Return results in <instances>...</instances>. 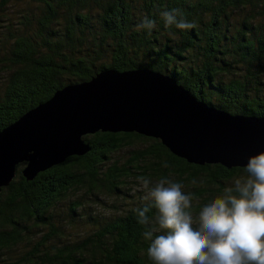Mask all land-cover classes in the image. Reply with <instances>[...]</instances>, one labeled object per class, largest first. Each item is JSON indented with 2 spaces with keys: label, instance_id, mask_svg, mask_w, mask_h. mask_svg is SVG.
Wrapping results in <instances>:
<instances>
[{
  "label": "trees",
  "instance_id": "16d2710c",
  "mask_svg": "<svg viewBox=\"0 0 264 264\" xmlns=\"http://www.w3.org/2000/svg\"><path fill=\"white\" fill-rule=\"evenodd\" d=\"M29 1L37 13L22 14L19 28L8 32L11 41L3 61L10 72L0 93V131L57 90L107 69L160 72L211 107L264 117V0ZM12 3L0 0V12ZM173 10L177 21L193 27H166L162 13ZM144 17L155 27L137 30ZM84 140L91 147L87 154L71 156L32 180L22 174L21 163L2 188L0 264H154L147 255L150 241L143 236L157 227L152 201L139 199L103 221L89 216L99 225L84 240L56 243L62 235L55 220L58 203L81 187L91 193L106 187L115 195L133 197L125 186L140 175L182 184L192 197L185 211L195 220L205 204L223 197L235 178L246 175L245 167L189 163L160 139L136 132L99 131ZM135 140L149 145L133 151L123 165L111 158ZM79 206H70L71 220L79 215ZM145 206L150 209L148 225L139 223L136 211ZM38 228L49 231L30 244Z\"/></svg>",
  "mask_w": 264,
  "mask_h": 264
},
{
  "label": "water",
  "instance_id": "95a60500",
  "mask_svg": "<svg viewBox=\"0 0 264 264\" xmlns=\"http://www.w3.org/2000/svg\"><path fill=\"white\" fill-rule=\"evenodd\" d=\"M158 138L197 165L245 167L264 151V117L232 115L197 99L171 76L150 69H107L69 84L0 131V193L16 176L34 179L91 147L96 132Z\"/></svg>",
  "mask_w": 264,
  "mask_h": 264
},
{
  "label": "clouds",
  "instance_id": "9594fccd",
  "mask_svg": "<svg viewBox=\"0 0 264 264\" xmlns=\"http://www.w3.org/2000/svg\"><path fill=\"white\" fill-rule=\"evenodd\" d=\"M174 12L162 13L166 27H193L177 21ZM154 27L155 22L144 17L137 30ZM245 170L246 175L235 178L223 197L205 204L195 220L185 211L192 197L182 191V184L160 179L150 186V180L138 178L145 200L156 209L157 227L143 233L154 264H264V151L250 156ZM149 210H136L142 225L150 223Z\"/></svg>",
  "mask_w": 264,
  "mask_h": 264
},
{
  "label": "rangeland",
  "instance_id": "374dc122",
  "mask_svg": "<svg viewBox=\"0 0 264 264\" xmlns=\"http://www.w3.org/2000/svg\"><path fill=\"white\" fill-rule=\"evenodd\" d=\"M9 10V11H8ZM30 10L37 13L39 10L29 0H13L10 7L5 12H0V93L4 90L6 77L9 75V66L4 65L3 59L7 56L11 37L9 36L15 29L19 28L21 15ZM235 19L240 18V15L234 14ZM11 29L10 33L9 30ZM227 77V76H226ZM145 140H135L129 146L123 147L121 150L114 152L112 157L118 160L120 165L126 163L131 157L133 151L144 150L148 147ZM106 168V167H105ZM137 177H141L137 175ZM137 177L128 179L125 186L126 191L133 197L115 195L110 193L106 187L97 189L95 193H91L87 187H81L69 192L67 197L61 200L56 208L55 220L57 226L60 227L62 235L60 239H55V242H78L84 240L99 224L89 219V216L100 217L98 220L103 221L105 216H112L122 213L124 209L134 207L139 199L145 200V191L142 189L141 183ZM150 186H154L159 180H150ZM75 203H80L77 208L78 216L74 220L69 217V208ZM122 211V212H121ZM47 228L34 229L31 236V243H36L43 235L48 233ZM31 246V245H29ZM15 255V253H13Z\"/></svg>",
  "mask_w": 264,
  "mask_h": 264
}]
</instances>
